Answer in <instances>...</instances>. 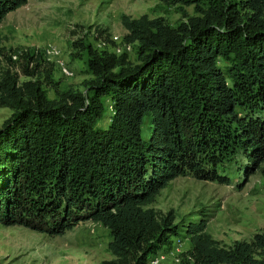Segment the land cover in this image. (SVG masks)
<instances>
[{"label":"trees","instance_id":"16d2710c","mask_svg":"<svg viewBox=\"0 0 264 264\" xmlns=\"http://www.w3.org/2000/svg\"><path fill=\"white\" fill-rule=\"evenodd\" d=\"M26 1L0 0V22ZM158 1L191 14L174 26L120 14L134 61L71 42L89 74L81 90L58 89L39 52L0 51V223L48 235L98 223L111 256L100 264H146L180 230L184 264H264V228L224 244L203 217L179 225L152 207L179 176L229 184L220 169L237 153L242 179L264 176V0ZM93 38L111 43L99 28Z\"/></svg>","mask_w":264,"mask_h":264},{"label":"rangeland","instance_id":"374dc122","mask_svg":"<svg viewBox=\"0 0 264 264\" xmlns=\"http://www.w3.org/2000/svg\"><path fill=\"white\" fill-rule=\"evenodd\" d=\"M183 11L191 14V6L165 5L158 0H27L0 22V51L39 52L45 60L53 62L52 75L58 89L81 90L89 74L84 68V53L72 56L76 53L71 48L72 41L81 37L93 48H105L115 54L124 51L134 61L133 46L121 41L123 29L118 16H162L174 26ZM96 28L104 30L111 43L95 40ZM59 63L69 74L60 72ZM47 96L52 97V92L47 91ZM109 104L107 98L97 127L107 125ZM9 114L7 108H0V124ZM141 136H147L144 129ZM242 162L238 153L224 162L220 172L228 175L227 185L189 176L176 177L159 191L152 207L159 212L172 210L179 225L203 217L207 232L221 243L248 239L264 228V176L254 172L242 179ZM108 240L107 230L89 220L78 222L60 235L0 223V264H100L111 257L106 249ZM187 247L180 230L171 237L169 246L150 256L146 264H184L181 253ZM154 259L156 263L152 262Z\"/></svg>","mask_w":264,"mask_h":264},{"label":"built area","instance_id":"2783aa9c","mask_svg":"<svg viewBox=\"0 0 264 264\" xmlns=\"http://www.w3.org/2000/svg\"><path fill=\"white\" fill-rule=\"evenodd\" d=\"M127 45V44H126ZM59 70L62 74H69L68 70L65 68V66L62 63L58 64ZM152 262L156 263V259H154Z\"/></svg>","mask_w":264,"mask_h":264}]
</instances>
